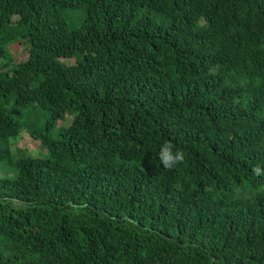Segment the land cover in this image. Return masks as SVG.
Masks as SVG:
<instances>
[{"label":"trees","instance_id":"obj_1","mask_svg":"<svg viewBox=\"0 0 264 264\" xmlns=\"http://www.w3.org/2000/svg\"><path fill=\"white\" fill-rule=\"evenodd\" d=\"M0 164V264H264V0H0Z\"/></svg>","mask_w":264,"mask_h":264},{"label":"rangeland","instance_id":"obj_2","mask_svg":"<svg viewBox=\"0 0 264 264\" xmlns=\"http://www.w3.org/2000/svg\"><path fill=\"white\" fill-rule=\"evenodd\" d=\"M152 18L157 21V22H160L161 20V16L157 13H154L152 12ZM12 52L14 53L13 54V58L14 59H17V60H22L24 58V53L21 51V46L19 44H16L12 47ZM12 62H14V60L12 59ZM63 62L65 64H71L73 62V59L71 58H68V59H65L63 60ZM10 64H8L5 68H10ZM65 119H63L61 122L60 121H57V124H64V125H68L70 124L71 122V118H72V115H67L65 114ZM15 146L19 147V148H24L26 149L27 151L30 152V154L34 155V156H44L45 155V151L43 149H41L40 147V144L37 140H34L32 139L26 131L22 130L20 131V138L16 139L15 141ZM24 146V147H22ZM40 147V148H39ZM14 148V143L13 145L11 146V149L12 151ZM3 165L0 164V175H4L3 174Z\"/></svg>","mask_w":264,"mask_h":264},{"label":"clouds","instance_id":"obj_3","mask_svg":"<svg viewBox=\"0 0 264 264\" xmlns=\"http://www.w3.org/2000/svg\"><path fill=\"white\" fill-rule=\"evenodd\" d=\"M173 145L166 143L165 146L160 150L159 159L166 168H173L175 165L181 163L184 159V154L180 150L173 151ZM254 173H259V167L253 169Z\"/></svg>","mask_w":264,"mask_h":264}]
</instances>
